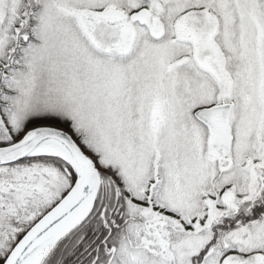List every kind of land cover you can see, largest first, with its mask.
<instances>
[{
  "label": "snow or ice",
  "instance_id": "6c2138e0",
  "mask_svg": "<svg viewBox=\"0 0 264 264\" xmlns=\"http://www.w3.org/2000/svg\"><path fill=\"white\" fill-rule=\"evenodd\" d=\"M0 264H264V0H0Z\"/></svg>",
  "mask_w": 264,
  "mask_h": 264
}]
</instances>
